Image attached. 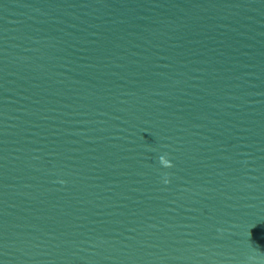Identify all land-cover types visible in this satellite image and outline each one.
I'll return each mask as SVG.
<instances>
[{
    "label": "water",
    "instance_id": "water-1",
    "mask_svg": "<svg viewBox=\"0 0 264 264\" xmlns=\"http://www.w3.org/2000/svg\"><path fill=\"white\" fill-rule=\"evenodd\" d=\"M0 264H264V90L0 24Z\"/></svg>",
    "mask_w": 264,
    "mask_h": 264
}]
</instances>
